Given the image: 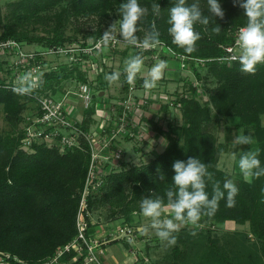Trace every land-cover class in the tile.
<instances>
[{
	"label": "trees",
	"instance_id": "16d2710c",
	"mask_svg": "<svg viewBox=\"0 0 264 264\" xmlns=\"http://www.w3.org/2000/svg\"><path fill=\"white\" fill-rule=\"evenodd\" d=\"M122 2L123 0H19L8 5L10 13L7 16L2 17L0 13V27L3 26L0 40L14 39L27 45L39 44L42 50L38 52L65 48L68 44L78 42L75 38L66 37V29L71 20L79 23L81 18L92 16L102 20L110 11H116L121 19ZM156 2H159L161 8L159 15L152 11L154 0H139L148 11L137 22V42L141 43L155 24L160 31L161 44L176 55L187 57L188 68L198 81L196 86L192 82L191 87L195 93L199 92L197 86L201 82L208 81V76L203 77L201 73L205 66L217 84L213 90L207 89L211 93L210 103L215 111L210 108L209 103H202L196 96L187 98L178 94L174 105L179 110L182 109L184 122L176 125L168 121L165 130L154 123L158 134L167 140L165 150L143 165L127 168L124 164V169L107 176L105 184L89 198V210L92 213L107 208L111 219L124 220L127 224L132 223L135 213L142 214L140 201L144 196H163L167 203L166 191L171 187L174 175L172 164L175 160H187L194 156L208 164L209 171L213 173V180L207 183L206 189L210 195L216 181L223 188V182L231 180V176L219 167L221 155L227 154L229 150V137H226L227 142L220 143L210 130L217 124L216 117L237 118L238 130L241 127L245 132L253 130L261 149L260 161L264 162V126L261 120V115L264 114V63L257 64L254 73H248L241 70L238 61L228 62L224 59L226 52L223 47L232 44L238 28L247 23L243 9L234 0H221L225 15L220 19L209 13L207 0H200L203 14L210 16V24L195 25V29L201 33V39L197 41L194 52L185 53L183 48L172 42L167 32L168 9L175 0ZM187 2L192 3L193 0ZM30 22L48 27L45 29L47 35H32L28 29ZM215 24L221 26L219 33L211 31ZM90 34L95 36V42L103 36L101 28ZM87 45L82 43L81 47ZM134 50L135 55L141 53L137 47ZM145 53L141 54L142 57L146 55L150 58L155 51ZM197 60L204 62L198 64ZM49 69L50 72L43 75L39 90L41 93L52 91L56 94L66 81L89 82L87 73L81 70L79 63H62L58 67L49 66ZM126 76L124 72V88L128 89L129 81ZM97 78V89L105 92V74L101 73ZM136 80L137 84L142 82L139 77ZM207 84H204L205 87ZM31 100L8 88L0 78V118L4 115L7 122L16 127L15 133L0 135V264H44L52 260L59 248L68 245L78 234L77 216L91 161L89 146L64 154L45 146H36V151L32 154L21 150L23 135L19 127L23 120L22 114L32 106H29ZM161 106L164 115L170 118V104ZM92 113L93 110L88 112ZM239 178L235 184L239 189L235 205L229 207L226 199H222L215 214L203 215L198 223L233 221L238 225H248L257 239L255 250L241 243L239 247H242L245 254L232 256L222 253L217 240L209 241L213 251L200 264H264V179L261 176L254 177L248 182L243 177ZM93 228L91 226L88 233L93 232ZM188 240V237L178 235L173 248L176 258L183 259L181 245L188 248ZM75 256L74 251L66 252L54 264H81V260L70 263Z\"/></svg>",
	"mask_w": 264,
	"mask_h": 264
},
{
	"label": "built area",
	"instance_id": "2783aa9c",
	"mask_svg": "<svg viewBox=\"0 0 264 264\" xmlns=\"http://www.w3.org/2000/svg\"><path fill=\"white\" fill-rule=\"evenodd\" d=\"M238 30L234 42L223 47L226 52L224 59L228 62L235 61L229 60L228 57L234 55L238 50ZM118 44V37L110 33L108 38L103 35L92 46H67L52 49L49 52L36 50L30 52L25 50L27 44L14 39L0 40V58L2 59L0 61L2 63L0 78L5 81L8 88L15 91L21 86H30L27 92L17 91L32 99V102L29 103V106H32L22 114L23 120L19 129L23 137L20 149L32 154L35 153L36 146H45L49 149H57L64 154L76 149H85V146L88 145L91 155L77 216L78 234L68 245L59 248L57 255L52 260L44 264L58 263L60 257L70 251L76 252L73 261L81 260V264H103L101 255L105 245L116 240L130 241L136 235L135 229L124 221L115 227H104L99 231L94 230L88 233L91 226L97 225L93 223V213L89 210V198L105 184L107 176L124 169L125 152L121 147V142L123 140L139 141L145 137L147 127H144L145 123L138 118V115L140 114L143 119L141 111L145 107L149 108L152 102L156 101L153 100L155 95H151V93L155 92L152 89H157L158 85L151 89L144 87V94L136 96L131 92L137 85L135 79L133 82H129V94L121 102L104 100L108 103V110L99 111L94 108L93 101L96 93L91 83L98 84V75L105 73V70L100 67L101 56L99 55L107 46L113 48ZM158 46L164 47L165 45L160 43ZM134 47L140 50L144 49L141 43H137ZM168 50L174 56L181 58L183 68L188 65L187 57L176 55L169 48ZM154 54L156 55V53ZM154 54L150 57H154ZM52 55L64 56L69 58L71 63H79L81 70L87 73L89 82L72 80L78 85L77 88H67V91L59 94H54L52 91L41 93L39 90L43 75L50 72L46 61ZM94 55L95 57H93ZM202 62L204 60H197L198 64ZM26 74L29 75V80L22 81L21 77ZM98 92L104 99L105 92L101 90ZM174 101H168L167 104H170L172 108L175 106ZM92 110H95L101 122L98 126L89 128L91 124L87 123L88 116L93 115L94 111L91 115L88 112Z\"/></svg>",
	"mask_w": 264,
	"mask_h": 264
},
{
	"label": "rangeland",
	"instance_id": "374dc122",
	"mask_svg": "<svg viewBox=\"0 0 264 264\" xmlns=\"http://www.w3.org/2000/svg\"><path fill=\"white\" fill-rule=\"evenodd\" d=\"M19 0H0V13L2 17L7 16L10 13V7L8 6L10 3L16 2ZM79 23H75V21L71 20L66 29V37L75 38L78 42H74L73 44H68L69 46H78L81 47L82 43L88 44L87 46H92L96 39L95 36L90 33H94L97 28H101L102 35H105L106 32H110L114 36L118 37L119 44L116 47L110 48L107 46L104 51L99 55L101 59L99 61L100 67L105 70V84L106 91L105 96H103L100 92H98V84H93V88L95 89L96 97L93 101L94 108L100 110H108L107 101L110 99L112 102L120 101L128 95V89H125V79L123 78L124 69L126 67V61L129 57L135 55V50L132 44L127 42V39L122 36L120 32V17L116 11H110L107 17L102 20L100 17L92 16L90 18L84 17L80 19ZM6 21L3 23L5 24ZM114 26V27H110ZM3 27V26H2ZM0 27V35L3 32V28ZM48 27H45L43 24H32L28 26L29 31L32 35L45 36L46 30ZM81 29L79 32L77 29ZM100 37V36H99ZM138 43V42H137ZM26 51H38L42 50L41 45H26ZM140 50V49H139ZM152 50L155 51L156 55L153 57H143L144 65L141 71L137 74L136 77L142 79V82L136 85L135 89L131 90L136 96L144 94V80L149 79L148 71L149 69L159 60H166L167 67L163 71L162 77L156 82L158 85L157 89H152L155 92L151 93V95H155L151 106L148 108L151 110L149 116L144 117L143 119L138 115V118L141 119L145 124V137L139 141H126L123 140L121 142V147L124 150V160L127 168L133 166L143 165L145 163L153 160L157 155L161 154L165 147L167 146V140L164 139L161 135L158 134V131L154 127L155 124H159V127H163L164 130L167 128L168 121L173 122L176 125H181L184 122L182 109L179 110V107L172 106L170 108V118H167L166 115L162 112L163 104H167L168 101L172 102L177 99L178 94H183L185 97L190 98L192 96H196L198 100L202 103H210V92H207V89L210 88L213 90L217 84L215 79L211 76L208 69L204 66L201 69V73L203 77H207L208 81L201 82V85L197 86L199 92H194L192 89V82L197 85V79L193 72L189 70L188 65L183 68L181 66V58L179 56H174V54L170 53L166 46L156 48H148L140 50L141 53L146 54L145 52ZM77 57V56H76ZM75 57V59H76ZM95 57V55L93 56ZM11 59V58H10ZM2 59L0 58V61ZM93 60V59H91ZM94 61V60H93ZM47 64L51 67H58L60 64H68L71 63V60L64 56H50L47 59ZM77 63V62H72ZM60 68H57L59 70ZM111 73H119L118 78L115 80H109L106 77ZM2 72L0 71V75ZM137 82V80H136ZM207 84L205 87L204 84ZM77 84L72 81H66L63 84V88L61 91L57 90L56 94L60 92L67 91V88H77ZM158 92V94H157ZM163 95V96H162ZM60 97V96H57ZM161 97V98H160ZM169 99V100H168ZM107 100V101H104ZM119 102V103H120ZM160 105H159V104ZM210 108L215 111L213 106ZM156 110L159 111L156 114ZM91 116H88L87 123H90L89 128L92 126H98L101 122L100 117L95 113ZM92 117V118H91ZM217 124L216 126H212L210 130L215 133L218 137L220 143L227 142L226 137L228 136L230 141L229 150L227 154L221 155L219 160V167L226 171L231 176V181L237 184L239 177H243L240 173L238 167V158L241 154V151H257L259 159L261 157V149L258 145V139L255 136L253 130H249L246 133H249L253 136L254 141L250 145H236L233 143L235 137L240 134L244 129L241 127L239 130L237 126L239 125V120L237 118L227 119L223 117H216ZM262 124L264 126V114L261 115ZM90 121V122H89ZM91 127V128H92ZM15 125L7 122L4 115L0 118V135H5L8 133H15ZM245 132V131H244ZM161 136V138H160ZM231 136V137H230ZM159 139H158V138ZM232 153H236V156L233 157ZM261 165L264 166V162ZM264 179V176H261ZM253 180V178H252ZM251 180V181H252ZM172 210L169 208H165L162 211V218L171 216ZM133 221L131 223L132 227L135 229L136 234L140 237H133V240H126L128 243H132L131 246L134 250L139 249L141 252V258H150L152 262L147 263L146 261H141L138 264H200L202 260L207 259L209 254L213 251L212 244L209 241L217 240L218 246L221 249L222 253H228L230 255L234 254H245L241 246V243L246 244L247 246H251L252 250H255V245L257 243L256 237H254L249 229L248 225H238L233 221H227L225 223H197L195 225L191 223L180 224L179 228L173 233V235L178 237V235H184L188 237V248L181 245V249L183 251V259H178L173 254L174 245H169L166 241H162L155 235V231L151 228V218L142 216L140 213L133 215ZM92 220L96 226H100L101 229L112 227V223L114 222L111 219V213L107 208L98 209L93 212ZM143 224H142V223ZM130 225V224H129ZM114 226V225H113ZM147 229V230H146ZM235 237V239H234ZM146 238V239H145ZM125 240V239H124ZM117 246L121 249H125V241H118ZM135 245V246H134ZM127 249V248H126ZM106 253V256L110 255ZM143 253V257H142ZM247 253V252H246ZM157 259V260H155ZM1 260V258H0Z\"/></svg>",
	"mask_w": 264,
	"mask_h": 264
},
{
	"label": "clouds",
	"instance_id": "9594fccd",
	"mask_svg": "<svg viewBox=\"0 0 264 264\" xmlns=\"http://www.w3.org/2000/svg\"><path fill=\"white\" fill-rule=\"evenodd\" d=\"M243 9L247 23L238 30V50L228 57L229 60L238 61L241 70L248 73L256 71V65L264 63V0H234ZM208 11L212 16L223 19L225 12L221 0H207ZM139 0H123L120 7L121 19L120 32L132 45L137 44V22L143 18L147 12ZM152 11L159 15L161 8L159 2L154 0ZM167 32L172 38V42L185 53H192L196 50L197 41L201 39V33L195 29V25H209L210 16L204 15L200 7V0H175V3L168 9ZM114 27V26H110ZM221 26L215 24L211 28L214 33H219ZM110 36V32L105 33V38ZM161 43L160 31L155 24L143 38L141 46L144 49L155 48ZM166 60H159L148 71L149 79L144 80V87L151 89L162 77L163 71L167 67ZM144 65L142 55L136 54L126 61L127 80L133 82L137 74ZM119 73L109 74L106 78L115 80ZM29 75L21 77L22 81L29 80ZM30 87V86H29ZM29 87L21 86L16 89L21 93L29 91ZM254 138L249 133L241 131L233 141L236 145H250ZM233 157L236 153H232ZM238 167L243 178L251 182L252 178L264 176V166L257 151H241L238 158ZM174 175L171 187L166 191L167 203L163 196H144L140 201V209L145 217L151 218V228L155 235L169 245L176 243V236L173 233L180 224H197L203 215L212 216L219 207V202L226 199V204L231 207L236 203L235 197L239 191L235 183L231 180L213 184V192L210 195L207 183L213 180V173L209 171V165L201 161L199 157L190 156L187 160H175L172 164ZM161 179H164L161 176ZM165 208L172 210V215L162 218V211ZM147 230V229H146Z\"/></svg>",
	"mask_w": 264,
	"mask_h": 264
},
{
	"label": "crops",
	"instance_id": "0c3cea01",
	"mask_svg": "<svg viewBox=\"0 0 264 264\" xmlns=\"http://www.w3.org/2000/svg\"><path fill=\"white\" fill-rule=\"evenodd\" d=\"M142 111H141V113H142V117L143 118L146 117V116H149V114L151 113V110L148 109V108H145ZM158 113H159V111L156 110V114H158ZM168 116H171V115L169 114ZM160 138H161V136H160ZM141 215L143 216V214H141ZM123 221L124 220H119V221L114 220V222L112 223L114 226L113 225L112 226L115 227L117 224H120ZM130 226H132V225L130 224ZM101 228H100V226L98 227V226L94 225V228L92 230L93 231L94 230L99 231ZM135 236H136V238L138 237V240H140V237H142V235L138 236V234H136ZM118 241H120V240L113 241V242H111V243H109V244H107V245H105L103 247L104 251H103V254L101 255V259H102V263L103 264H138L141 261H146L147 263L152 262V260L150 258H144L143 257V253H142V257L143 258H141V253H140L141 251L139 249L134 250V248L131 246L132 243L130 244L126 240H121V241H125L124 247L127 248V249L126 248L125 249H121L122 247L119 248L117 246V244H115ZM110 252H113V253H111L110 255L106 256V253L109 254ZM155 260H157V259H155ZM71 262H73V260H71L70 263Z\"/></svg>",
	"mask_w": 264,
	"mask_h": 264
}]
</instances>
